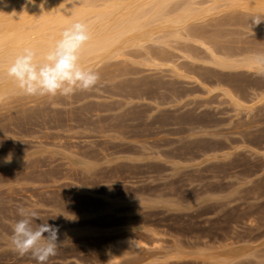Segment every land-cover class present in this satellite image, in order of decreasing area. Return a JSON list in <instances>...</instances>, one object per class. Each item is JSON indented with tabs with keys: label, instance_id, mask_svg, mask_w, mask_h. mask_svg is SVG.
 Instances as JSON below:
<instances>
[{
	"label": "rangeland",
	"instance_id": "obj_1",
	"mask_svg": "<svg viewBox=\"0 0 264 264\" xmlns=\"http://www.w3.org/2000/svg\"><path fill=\"white\" fill-rule=\"evenodd\" d=\"M63 1L87 24L112 4L156 19L148 0ZM238 1L170 0L175 24L85 65L91 90L0 98V264H38L10 242L21 206L66 239L46 264H264V68L242 65L264 10Z\"/></svg>",
	"mask_w": 264,
	"mask_h": 264
},
{
	"label": "bare ground",
	"instance_id": "obj_2",
	"mask_svg": "<svg viewBox=\"0 0 264 264\" xmlns=\"http://www.w3.org/2000/svg\"><path fill=\"white\" fill-rule=\"evenodd\" d=\"M148 1H150V3L151 1L155 3L157 8L153 13L156 19L152 18L153 20H150L151 24H149V21H143L135 18L133 15L136 11H139L140 8L142 9V3V5L139 4L133 9L131 7L130 10H124L121 6L118 7L112 4L113 6H110L108 11H99L95 15L90 16L92 17L91 19L94 17V20L96 17V20L90 22L88 19L91 39L81 52L83 64L86 65L92 61H101L104 58L113 57L129 45L140 44L142 41L151 39L154 30L149 32L145 31V28L149 25L159 28L162 26L169 27V25L175 24L165 19L167 13L165 12V15L163 11L166 6L169 7L167 4L170 0ZM148 1L145 3H149ZM63 2V0H26L19 8H15L14 6L12 9L11 6L9 11H4L7 8L2 9V11L0 9V62L1 64L4 62L6 63L5 66L1 64L0 66L6 69L11 60L24 47H33L40 52L46 51L53 45L55 39L58 38L59 33L64 27H67L73 19L74 21L79 20L81 22H87L84 21V18L88 16V11H82L83 9H79L80 11H62ZM41 4H43V13L40 8ZM237 4L238 7L242 6L244 9L247 8L248 11L249 8L254 12H256V10H264V0H250L249 2L239 0ZM237 4L234 5L236 6ZM91 12L94 14L97 11L93 12V10H90V15ZM162 17H164L163 20L159 22L158 20ZM97 23L101 24V28L96 26ZM253 62H255V60L251 59L241 63H243L242 65L245 67L250 68ZM0 73V98H2L3 95L5 96V94L14 92L16 87L11 78L8 77L6 71H0Z\"/></svg>",
	"mask_w": 264,
	"mask_h": 264
},
{
	"label": "clouds",
	"instance_id": "obj_3",
	"mask_svg": "<svg viewBox=\"0 0 264 264\" xmlns=\"http://www.w3.org/2000/svg\"><path fill=\"white\" fill-rule=\"evenodd\" d=\"M43 13V4L40 5ZM264 22L259 16L251 19L252 25ZM88 24L76 20L65 27L52 46L40 52L33 47H24L7 65L0 66L15 84L16 91L23 96L70 97L78 91H88L100 81V74L81 60V52L90 41ZM255 62L264 68V54H256ZM21 217L13 224L10 242L13 251L20 256L31 253L38 264L57 254V249L65 243L59 237V227L48 223H38L37 211L18 208Z\"/></svg>",
	"mask_w": 264,
	"mask_h": 264
}]
</instances>
